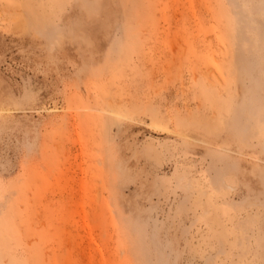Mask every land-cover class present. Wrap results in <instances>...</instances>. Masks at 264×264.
Masks as SVG:
<instances>
[{
    "label": "rangeland",
    "instance_id": "1",
    "mask_svg": "<svg viewBox=\"0 0 264 264\" xmlns=\"http://www.w3.org/2000/svg\"><path fill=\"white\" fill-rule=\"evenodd\" d=\"M0 264H264V0H0Z\"/></svg>",
    "mask_w": 264,
    "mask_h": 264
},
{
    "label": "bare ground",
    "instance_id": "2",
    "mask_svg": "<svg viewBox=\"0 0 264 264\" xmlns=\"http://www.w3.org/2000/svg\"><path fill=\"white\" fill-rule=\"evenodd\" d=\"M104 112H107V111H104ZM108 114H110V112L108 111ZM111 115V114H110ZM114 115V114H113Z\"/></svg>",
    "mask_w": 264,
    "mask_h": 264
}]
</instances>
